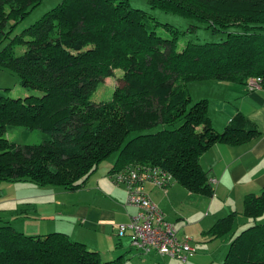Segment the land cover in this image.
Returning <instances> with one entry per match:
<instances>
[{"label":"trees","instance_id":"obj_1","mask_svg":"<svg viewBox=\"0 0 264 264\" xmlns=\"http://www.w3.org/2000/svg\"><path fill=\"white\" fill-rule=\"evenodd\" d=\"M42 1L0 0V68L36 90L14 97L0 89V181L74 191L116 153L111 172L158 168L191 194L212 198L216 188L201 163L204 152L219 142L244 144L261 130L243 114L217 129L209 99L194 101L189 84L247 85L255 77L264 88V0H148L152 8L200 23L189 32L204 25L221 34L216 41H184L185 30L130 0H62L13 36L14 26ZM117 70L123 85L110 99H92ZM19 126L26 135L40 130L41 141L10 140L7 132ZM238 213L219 218L207 234L229 238L224 264H264V187L246 195L242 214L253 223L237 234ZM0 264L118 262L103 261L98 250L67 233L27 235L5 221Z\"/></svg>","mask_w":264,"mask_h":264},{"label":"crops","instance_id":"obj_2","mask_svg":"<svg viewBox=\"0 0 264 264\" xmlns=\"http://www.w3.org/2000/svg\"><path fill=\"white\" fill-rule=\"evenodd\" d=\"M212 81V97H204L209 99V112L214 126L223 130L231 119L243 114L258 126L261 134L241 145L219 142L204 152L201 163L211 180H214L216 188L212 198L193 195L175 180L167 188L156 185V188L151 189L153 195L148 194L160 208L166 209L171 201L174 210L169 208V213L165 214L166 219L176 224L180 234L192 237L195 251L183 261L157 252L142 253L131 245L135 253L140 254L136 256L140 258V264H224L230 240H219L221 237L207 234L208 230L219 218L232 211L243 212L246 195L258 193L264 187V88L249 90L247 85L236 82ZM96 188L89 184L76 190L78 198L84 197V201L75 204L78 200H73L71 207L67 208L69 216H65L66 221L62 227L58 225L56 229L46 232H64L85 244H88L87 240L116 239L122 243V237L117 235L118 225L130 221L137 208L127 203L126 189L117 183H104L98 192ZM94 191L96 196L92 198ZM218 196H228L233 200L225 204L218 203ZM178 203L187 210H181ZM67 223H73L76 230L64 227Z\"/></svg>","mask_w":264,"mask_h":264},{"label":"rangeland","instance_id":"obj_3","mask_svg":"<svg viewBox=\"0 0 264 264\" xmlns=\"http://www.w3.org/2000/svg\"><path fill=\"white\" fill-rule=\"evenodd\" d=\"M61 1L62 0H43L41 4L33 8L29 14H27L20 22H18L14 26L12 35L14 36L21 33L23 29L35 23L47 11L58 5ZM130 2L133 7L141 8L150 12L159 21L172 24L180 28L181 30H185V34L182 38L184 41L188 39L199 42L216 41L222 38L221 34H213L204 25H200V27L194 32H189L187 29L191 25H199L200 23H198L194 19L185 18L172 12H167L159 8H152L148 0H130ZM17 50L19 51L18 47ZM121 77L122 71L117 70L115 75L105 78L104 81L98 84L97 88L93 92L92 99L96 101H100L102 99H110L114 93L115 88L118 85H123L124 81L121 79ZM213 82L214 81L212 80H208L190 83L189 91L193 100L197 101L199 99L212 97V94L210 93V84ZM0 89L6 90L10 95L14 97H25L27 95L36 93V90L32 88L23 87L20 84L19 77L6 68H0ZM202 89H204L203 93ZM24 131L25 127H15L13 129H10L7 132L6 136L10 140L16 141L18 143H39L41 141L40 130H34L29 135H26ZM116 159V153L104 159L91 177L89 184H92L94 187L96 186L97 192L100 190V187H102L104 183L110 181L115 183L110 179V173H115L116 171L114 170L113 172H111V167L114 166ZM118 185L123 186L126 189L125 184ZM155 186L156 185L153 182H147L145 188L147 193L153 195L151 189L157 187ZM91 196L92 198L93 196H96L95 191ZM79 199L80 198H78L76 190H65L64 188L53 184L41 185L29 180H2L0 181V224L5 221L10 222L16 230L24 232L27 235L48 233L46 231L56 229L58 225L61 226L63 223H65V216L69 214V210L67 208L71 207L73 200H78L75 202V204L82 203V201H84V197H82L80 200ZM232 200L233 198L228 196H218L216 198V202L223 204L232 202ZM177 206L181 210H187V208L183 209L182 206L179 205V203L177 204ZM169 208L173 209L171 201L169 202V206L166 209H161H163V212L165 214H168ZM207 209L208 208L204 209V211H206ZM227 212L229 213L231 211ZM238 212L239 213L236 216V220L233 224L232 230L237 234L253 223L249 217L243 215L240 211ZM261 220H264V217ZM71 221L73 222L74 219L71 218ZM128 222L129 221L123 223ZM64 227L71 231L76 230L73 223L64 224ZM121 239H123L122 243L120 239H116L87 240L88 244H86L91 248H95L96 250L98 249L102 260L105 262H118V264H140V258L136 257L140 254H136V251L131 248L130 236L126 234ZM228 239L229 238L227 236L219 238V240L225 241ZM148 256L151 257V255ZM153 261L155 260L153 259Z\"/></svg>","mask_w":264,"mask_h":264},{"label":"built area","instance_id":"obj_4","mask_svg":"<svg viewBox=\"0 0 264 264\" xmlns=\"http://www.w3.org/2000/svg\"><path fill=\"white\" fill-rule=\"evenodd\" d=\"M247 87L249 90L260 88L261 79L250 78ZM111 178L117 184H125L127 203L137 208L128 223L119 225L118 235L123 237L128 234L131 245L139 252H157L186 261L188 255L195 251L192 237L179 233V228L166 219L165 213L144 186L145 182H153L159 187L167 188L173 180L172 175L158 168H131L115 173Z\"/></svg>","mask_w":264,"mask_h":264}]
</instances>
